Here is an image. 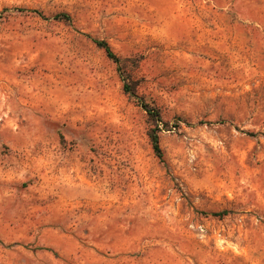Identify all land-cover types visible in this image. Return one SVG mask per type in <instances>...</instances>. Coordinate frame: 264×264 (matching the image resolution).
I'll use <instances>...</instances> for the list:
<instances>
[{
  "label": "rangeland",
  "instance_id": "374dc122",
  "mask_svg": "<svg viewBox=\"0 0 264 264\" xmlns=\"http://www.w3.org/2000/svg\"><path fill=\"white\" fill-rule=\"evenodd\" d=\"M0 264H264V0H0Z\"/></svg>",
  "mask_w": 264,
  "mask_h": 264
},
{
  "label": "trees",
  "instance_id": "16d2710c",
  "mask_svg": "<svg viewBox=\"0 0 264 264\" xmlns=\"http://www.w3.org/2000/svg\"><path fill=\"white\" fill-rule=\"evenodd\" d=\"M12 12L28 13V14L36 15L40 18L46 19V16L42 12H39L37 10H27V9L15 8V9H12ZM51 19L56 21V22H60V23L68 24V25H71V23H72V19L68 14H57V15L51 17ZM92 42L94 43V45L97 48L102 50L104 52L106 58L116 66V70L119 74L120 80L123 83L124 93L127 96H129L131 99H134L136 101V103H138V105L141 106L146 111L148 116L155 118L157 121H160V120H158L159 119V112H158L157 108L155 110L149 108V105L142 102V100H140V98H138V96L136 95L135 81L133 79L132 71H130V68L128 67V63L130 62V60L123 59L119 55H117L112 50L110 45L104 40L92 39ZM148 136L150 139L152 150H153L156 158H158L159 161L163 162V152H162V149L160 147L159 130L158 129L151 130L148 133ZM210 215L213 217H224V216L228 215V212L223 211L220 213H213Z\"/></svg>",
  "mask_w": 264,
  "mask_h": 264
}]
</instances>
